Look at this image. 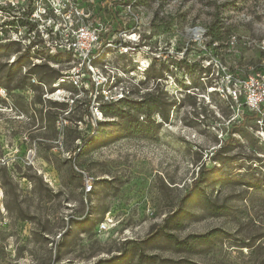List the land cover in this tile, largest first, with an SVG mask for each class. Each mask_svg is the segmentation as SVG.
Instances as JSON below:
<instances>
[{
	"label": "rangeland",
	"instance_id": "obj_1",
	"mask_svg": "<svg viewBox=\"0 0 264 264\" xmlns=\"http://www.w3.org/2000/svg\"><path fill=\"white\" fill-rule=\"evenodd\" d=\"M257 70L264 0H0V264H264Z\"/></svg>",
	"mask_w": 264,
	"mask_h": 264
},
{
	"label": "built area",
	"instance_id": "obj_2",
	"mask_svg": "<svg viewBox=\"0 0 264 264\" xmlns=\"http://www.w3.org/2000/svg\"><path fill=\"white\" fill-rule=\"evenodd\" d=\"M52 4H57V2L52 1ZM61 4L62 2H59L57 5L51 6L50 11L53 12L54 15H59L61 13L65 14L67 12V7L61 6ZM69 15L71 14H68V18ZM48 27L49 26H47V30L45 31L47 34L53 31V28L48 29ZM76 34L79 35V40H73L64 45L61 43V47L65 48L67 53L76 56L75 47L81 43L82 60L83 62L89 63V70L93 72V66L90 62H92V57L97 52V47L95 48L98 41L97 29L90 26L79 27ZM73 79L75 83L79 81L78 79ZM226 96L238 102V106L242 112L246 110L257 115L264 114V70L253 71L238 79L229 75L226 85Z\"/></svg>",
	"mask_w": 264,
	"mask_h": 264
},
{
	"label": "trees",
	"instance_id": "obj_3",
	"mask_svg": "<svg viewBox=\"0 0 264 264\" xmlns=\"http://www.w3.org/2000/svg\"><path fill=\"white\" fill-rule=\"evenodd\" d=\"M63 76H65V74H62ZM116 102H118L117 104H119L120 106H123V105H125L127 102H129V100H126V99H124V98H120V99H118ZM110 103V104H109ZM108 104H103V105H100L101 106V108L106 112V113H111V114H114L115 115V110H114V108L112 107L113 105H112V103L113 102H109ZM246 112H248V111H246V110H244L243 111V114H245Z\"/></svg>",
	"mask_w": 264,
	"mask_h": 264
},
{
	"label": "bare ground",
	"instance_id": "obj_4",
	"mask_svg": "<svg viewBox=\"0 0 264 264\" xmlns=\"http://www.w3.org/2000/svg\"><path fill=\"white\" fill-rule=\"evenodd\" d=\"M192 31H193V35H194L195 37H197V36L199 35V33H200V29H199V28H195V29H193Z\"/></svg>",
	"mask_w": 264,
	"mask_h": 264
}]
</instances>
